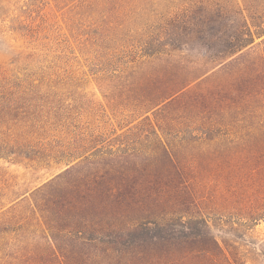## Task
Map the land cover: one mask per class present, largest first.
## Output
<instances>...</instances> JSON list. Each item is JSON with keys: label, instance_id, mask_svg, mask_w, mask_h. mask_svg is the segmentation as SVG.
Returning <instances> with one entry per match:
<instances>
[{"label": "rangeland", "instance_id": "rangeland-1", "mask_svg": "<svg viewBox=\"0 0 264 264\" xmlns=\"http://www.w3.org/2000/svg\"><path fill=\"white\" fill-rule=\"evenodd\" d=\"M190 5L213 18L179 32L171 20ZM237 11L264 25V0H0V72L5 93L21 99L0 112V140L15 148L0 158V264H210L213 241L232 264H264V36L209 72V100L189 106L218 124V139L181 141L166 127L177 161L168 171L140 165L103 180L87 165L64 173L71 156L109 144L125 142L141 161L158 157L144 118H159L145 114L144 101L162 77L143 66L141 46L170 43L175 62L201 71L220 60ZM222 12L228 20L215 18ZM188 115L169 113V122L175 128ZM162 182L175 196L165 201L208 229L138 230L122 252L79 238L96 237L99 220L148 217L144 204L156 200L143 196ZM110 187L121 200H101ZM113 201L124 209H110Z\"/></svg>", "mask_w": 264, "mask_h": 264}, {"label": "trees", "instance_id": "trees-1", "mask_svg": "<svg viewBox=\"0 0 264 264\" xmlns=\"http://www.w3.org/2000/svg\"><path fill=\"white\" fill-rule=\"evenodd\" d=\"M194 6H188L183 9L181 13L175 15L171 20L174 24V28H177L179 32H182V28L179 27L181 23H184L188 28H196L198 24H204L209 22L213 18V14L210 11H205L202 14L194 10ZM21 13H25L22 11ZM236 14L241 15L238 21V28L231 34L225 32L224 36V49L217 54V57H221L220 60H210L211 65L203 68L201 71L198 68L186 69L182 66L181 61H174V54L168 50L171 44H163L158 41L156 47L153 42H146L141 47V58H147L149 61L141 62L143 66H147L148 70H154L155 75L161 78V88L155 94V96H146L144 101V107L147 106L145 114L152 112L156 113L153 116L159 118V122L152 123L149 116L144 118V132L149 134L147 137L153 136L159 142V155L152 158L150 155L147 159L141 161V157L135 148L127 147L124 143L109 144L106 147L95 148V150L87 156L75 154L71 156V159L67 162L68 169L64 171L66 174L76 173L78 170H82L85 165L88 167H95L99 173L98 179H106L110 173L122 174L127 173L132 168L144 165L146 170L159 164L164 170H170L177 165L175 156L171 154L170 148L163 142L167 138L165 129L169 127L171 135L178 140H215L218 136L214 131L218 127L215 121H209L206 118L207 113L205 110L195 113V109H189L190 104H202L209 100L208 95L205 93L203 86L206 84L207 74L214 68L222 65H227L228 60L242 52L245 48L253 45L255 39L262 38L264 36V25H256L253 22H249L248 18L243 15V11H237ZM216 19L227 18L228 14L222 12L218 15L215 14ZM172 26V25H171ZM252 27L256 28L255 32L252 31ZM175 32L174 36L179 37L180 33ZM205 65V64H203ZM158 66V67H157ZM179 66V67H178ZM174 67H178L175 70ZM155 68V69H154ZM172 68V69H171ZM5 73L0 72V112L2 109L11 107L20 102V98H14L13 94L9 95L5 93ZM9 85V84H8ZM11 87V86H10ZM222 92V91H221ZM189 102V103H187ZM7 107V108H8ZM199 109V106H198ZM187 111L189 113L187 118L183 119V122L176 125L174 128L169 122V113ZM199 111V110H197ZM191 113H193L191 115ZM191 115V116H190ZM190 116V117H189ZM196 116L195 118H192ZM158 121V120H157ZM169 122V123H168ZM159 132L157 133V129ZM15 148L6 144L4 140H0V158H6L8 154L13 153ZM79 160V161H78ZM173 188H169L168 184L161 183L156 186L148 187L145 200H156L144 204L146 211H151L150 215L145 218H135L131 220H124L113 218L109 220H99L92 227L95 229L96 237L86 238L79 237L88 243H96L97 245L114 250L116 252H122L119 248L126 246L125 240L128 235L136 231L150 232L160 231L164 232L170 237L176 235H190L192 229L196 227L207 228L208 225L203 219L184 216L182 213L176 211V205L172 202L165 200L174 199V195L171 193ZM116 189L110 187L108 193L101 194V200L117 199L121 200L119 196L115 194ZM174 196V197H173ZM116 205V207L114 206ZM110 209L115 211H122L124 204L121 202L113 201L112 204H108ZM86 225V224H83ZM81 227V228H80ZM80 229V230H77ZM86 226H79L73 230L77 232V236H83V230ZM137 244L136 246H138ZM118 250V251H117ZM208 258L210 264H232L229 257L223 252L218 243L213 241L209 248L204 252Z\"/></svg>", "mask_w": 264, "mask_h": 264}]
</instances>
